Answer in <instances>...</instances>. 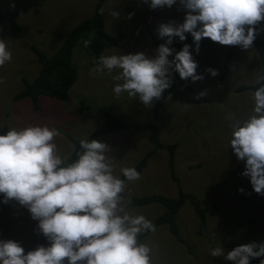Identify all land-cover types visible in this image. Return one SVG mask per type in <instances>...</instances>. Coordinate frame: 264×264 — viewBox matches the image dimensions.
<instances>
[{"label":"rangeland","instance_id":"rangeland-1","mask_svg":"<svg viewBox=\"0 0 264 264\" xmlns=\"http://www.w3.org/2000/svg\"><path fill=\"white\" fill-rule=\"evenodd\" d=\"M99 1L0 0V13H18L17 22L22 29L17 37H12L7 25L0 26V39H7L11 52V60L0 67V78L4 81L0 84V130L28 125L55 127L57 150L68 158L74 150L71 139L88 138L105 123L104 112L126 124H142L153 117L157 101L152 106H144L126 93L114 95L112 87L121 82L114 79L119 70L96 74L92 70L97 62L86 56L81 44L73 53L78 80L70 91L69 101L43 98L37 112L28 101L13 102V97L23 89L22 80L31 82L39 73L31 48L36 46L52 56L77 24L93 15ZM111 12L119 15L113 18ZM102 13L107 32L124 36L123 42L108 48L103 55L115 52L154 55L156 47L151 38L163 43L166 39L158 37L159 24L181 23L184 16L179 4L159 8L156 16L154 9L141 0H104ZM260 32L264 36V20L260 22ZM177 42L180 41L174 37L171 44ZM194 47L192 42L190 52L198 66L197 74L203 79L183 81L193 90L204 92L207 100L196 99L180 83L174 84L171 96L160 109L158 127L159 141L176 146L174 173L183 191L196 196L205 209L207 232L203 237L198 235L199 219L187 202L177 217L186 245L170 234L168 226L156 228L142 241L151 248V264H216L214 259H225L209 255L214 247L221 246L227 253L238 245L264 242V221L255 225L247 223L264 214V195L252 190L248 178L241 175L244 162L237 160L228 147L232 123L229 115L243 120L251 115L252 109V92L237 93L236 90L258 83L257 76L262 71L260 57L253 45L247 50L238 46L228 77L220 84L232 46L202 38L198 51H193ZM209 68L217 71L215 77L205 71ZM82 103L89 108L80 112ZM99 141L109 146L110 152L106 155L112 161L113 174L118 177H121V168L134 167L154 149L145 133L117 131ZM151 195L178 196L167 150L157 151L138 180L125 182L122 204L126 211L154 222L164 212L163 207H136L131 202L133 197ZM9 239L18 242L25 252L47 245L27 210L11 200L0 203V240Z\"/></svg>","mask_w":264,"mask_h":264},{"label":"clouds","instance_id":"clouds-1","mask_svg":"<svg viewBox=\"0 0 264 264\" xmlns=\"http://www.w3.org/2000/svg\"><path fill=\"white\" fill-rule=\"evenodd\" d=\"M150 9L181 5V23H161L160 38L154 55H101L92 70H119L112 92L137 98L144 106H152L172 84V73L181 80H202L197 74L188 44L178 52L168 45L190 34L193 51H198L202 38L220 45L239 46L247 50L255 37V25L264 20V0H141ZM115 18L117 12H111ZM131 13L129 14V18ZM7 39H0V67L11 60ZM83 46L87 47L88 40ZM171 57V59H169ZM215 77L217 71L206 69ZM258 83L264 75L257 76ZM4 81L0 78V84ZM205 93L200 92L199 99ZM251 115L238 120L229 115L231 133L228 147L244 162L242 176L248 178L252 190L264 195V83L252 95ZM55 127L28 125L10 128L0 134V203L14 201L24 207L45 237L46 246L25 252L11 239L0 240V264H151V248L138 237L155 231L154 224L143 215L125 210L121 193L125 181L139 179L132 167L113 174L107 157L109 146L95 139H79L75 159L62 157L54 142ZM239 191H242L240 189ZM255 249V250H254ZM212 257L223 256L231 264H250L264 257V242L238 245L225 253L221 246L210 249ZM264 264V259L259 260Z\"/></svg>","mask_w":264,"mask_h":264},{"label":"trees","instance_id":"trees-1","mask_svg":"<svg viewBox=\"0 0 264 264\" xmlns=\"http://www.w3.org/2000/svg\"><path fill=\"white\" fill-rule=\"evenodd\" d=\"M45 1V0H42ZM104 0H100L95 6L94 13L91 17L82 20L77 24L68 34L61 47L52 55L48 56L42 52L36 46L31 48L34 54L37 64L39 65V73L35 79L29 82L23 79V89L13 97V102L19 103L23 101H28L32 108L37 112L40 110L41 99L56 100L59 102H67L70 98V91L78 80V71L73 64V53L74 49L78 45L83 46V41L88 40L89 44L87 47L83 46L84 53L86 56L93 58L96 62L103 53L110 47H116L124 40L123 35H111L106 30V24L104 21L102 6ZM155 15H158L159 8L154 9ZM18 13H0V26L7 25L9 28V33L12 37H17L22 29L17 22ZM256 37L252 43L256 52L258 53L261 63L262 71L261 75H264V36L260 32V22L255 26ZM152 39V44L154 47L162 44L163 42L157 41L154 37ZM192 38L190 34L186 37L184 41H180L174 44L168 45L170 48L174 49V52H178L184 44L190 45L192 43ZM238 46H232L227 59L225 61L221 76L220 84H223L229 74L232 61L234 59V54ZM172 84L169 89H167L161 96L155 105L153 117L142 124H126L119 117L104 112L105 123L96 129L88 138L95 139L99 141L100 138L107 137L117 131H127L134 133H145L148 141L154 146V149L147 152L142 159L132 168H134L139 175H141L148 167L150 160L156 155L158 150H167L169 152V166L171 171L172 180L178 185V196L176 198H168L162 195H151L142 198L133 197L131 202L133 206L145 207L149 205H160L163 207L164 212L158 216L154 222H152L156 228L161 226H168L170 234L181 244L186 245L183 241L178 223L177 217L182 209V207L188 202L196 216L199 219V232L198 235L203 237L207 232V221L205 209L202 207L199 199L183 191L180 186L179 179L174 173V156L176 151V146L173 144H162L159 141V127L158 120L160 117V109L166 103L167 99L171 96L173 92V86L176 83H180L184 88H186L194 97H196L200 92L190 88L183 80H181L175 72L171 76ZM260 81L254 86H242L239 87L236 92H252L259 87ZM200 100L206 101L205 95L199 98ZM86 105L83 103L80 107V112L87 109ZM8 127H4L0 130V134H4L8 131ZM74 145V150L68 157L69 161L75 159V151L79 148V139H71ZM123 179V177H120ZM126 182V181H125ZM123 196V192L121 193ZM4 204V203H2ZM264 221V214L251 218L247 221L250 225H255ZM150 232H144L139 237V242H142ZM189 249V246H187ZM264 259V257H259L250 260V264H259V260ZM216 264H231L229 261L222 259H214Z\"/></svg>","mask_w":264,"mask_h":264}]
</instances>
